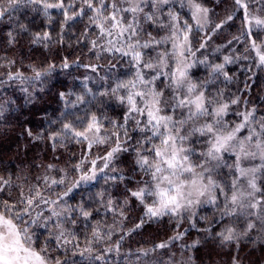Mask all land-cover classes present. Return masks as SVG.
Listing matches in <instances>:
<instances>
[{
  "label": "trees",
  "instance_id": "trees-1",
  "mask_svg": "<svg viewBox=\"0 0 264 264\" xmlns=\"http://www.w3.org/2000/svg\"><path fill=\"white\" fill-rule=\"evenodd\" d=\"M199 2L209 10V21L204 28L194 27L186 9H171L180 16L179 23L187 20L192 26L189 39L193 54L187 57L191 61L189 80L209 99L229 104L224 117L228 124L239 122L238 113L243 112H253L254 120L259 121L264 118V76L251 44L253 39L257 43L264 39V30L247 26L245 9L235 0ZM243 4L247 5V14L264 18V0H247ZM0 5L6 6V0H0ZM80 7L76 0L75 9L69 14ZM169 9L163 8L164 23H168ZM48 11L51 21L39 5L21 6L0 18V110L3 112L0 116V207L8 201L23 209L29 198L36 197L29 209L30 215L24 219L36 221L30 231L39 237V246H45L47 241L51 257L59 258L62 264H229L234 256L242 259V264H264V245L252 253L242 254L245 243L238 247L230 242L221 243L216 233L228 223L233 226L234 221L229 217L221 220V208L213 205L200 206L194 216H164L136 227L144 215V207L130 196V191L142 187L146 177L135 164L136 153L132 149L140 133L132 131L134 121L128 125L133 136L126 145L129 151L117 153L109 167L94 180L73 187L82 175L101 166L103 157L115 146V138L90 147L87 140L74 138L71 133L55 140L51 137L62 133L67 122H73L82 131L93 114L102 124V137L111 136L114 130L111 121L123 124L127 109L117 99V95H126L124 90L116 95L111 90L120 81L132 79L136 69L129 62L131 57L107 50L111 47L107 43L109 39L99 37V30L89 21L91 11L85 8L87 14L69 21L63 31L62 12ZM151 11L145 7V12ZM229 15L231 20H227ZM222 21L227 22L217 29L216 25ZM21 24L27 26V31L20 30ZM44 32L50 38L33 43L35 35L39 33L43 37ZM9 33L15 37L11 44ZM149 34L160 40L169 32L153 23H142L139 39L148 41ZM93 41H96L95 47ZM164 49L171 51L170 43L138 50L143 60L149 61ZM65 61L67 68L63 67ZM216 65L223 68L213 71ZM34 70L47 74L36 80ZM16 72L22 74L23 80L8 79L9 73ZM156 85L163 89L165 82L161 79ZM61 93L65 94L63 99ZM169 95L170 91H166L165 98ZM77 97H83L84 101L78 102ZM233 99L237 100L236 104L231 103ZM77 165L81 166L79 170ZM228 170L220 169L226 185ZM113 176L123 179L113 180L110 178ZM61 180L63 183H53ZM81 209L91 215L85 219ZM53 211L61 214L59 221H63L65 236L76 237L59 248L54 238L47 239L49 232L53 237L58 234L54 227L59 222L57 218H52L48 230L37 226L51 217ZM177 233L184 235L170 240ZM196 241H199L196 247H189ZM165 242L168 247H156Z\"/></svg>",
  "mask_w": 264,
  "mask_h": 264
},
{
  "label": "snow or ice",
  "instance_id": "snow-or-ice-1",
  "mask_svg": "<svg viewBox=\"0 0 264 264\" xmlns=\"http://www.w3.org/2000/svg\"><path fill=\"white\" fill-rule=\"evenodd\" d=\"M79 2L81 7L77 11H71V14H69L70 10L76 7V0L67 3L65 0H54V2L6 0V6L0 5V18L21 6L39 5L43 14L51 21L52 17L48 10L57 9L63 14L62 31L69 21L86 15V8L92 12L89 21L99 30V37H112L108 40L111 47L107 50H115L122 56L131 57L129 62L136 69L132 79L120 81L111 90L113 95L121 89L124 90L126 95H117V99L121 105H127L124 123L111 121L114 129L111 136L96 135L100 133L102 124L93 114L88 118L86 127L82 131L77 130L73 122H67L63 124V132L55 134L51 139L55 140L62 134L71 133L74 138L89 140L91 147L96 143H109L114 137L115 146L103 157L104 168H108L117 153L129 151L126 145L133 140V136L129 134L128 125L129 122L134 121L132 131L139 132L140 138L136 140V147L132 150L136 153V167L146 177L142 181V187L130 191V196L137 199L144 207V215L136 225L137 228L164 216L176 217L185 212L194 216L195 212L192 209L205 204L219 208L217 203L219 195L224 197V206L220 210L221 220L225 217L246 215L255 217L264 224V195L259 199L255 195L262 192L261 187L257 185V179L264 176V118L255 121L253 112H243L238 113L241 117L239 122L229 125L224 120L229 104L221 103L214 98L209 99L198 85L189 80L188 68L191 65L187 63V57L193 54L189 39V34L192 32L191 24L187 20L183 24L179 23L180 16L171 9L167 12L168 23L163 22L161 19L164 15L163 8L165 5H170L171 0H119V2L79 0ZM185 3L191 13V19L197 26L203 27L201 21L207 20L209 10L203 7L199 0H181L182 7ZM235 3L245 9V19L250 24L247 5L242 4L241 0H235ZM145 7H150L152 11L145 12ZM231 19L232 16L229 15L227 20ZM253 19L255 25L264 30V19L258 17ZM144 22L167 29L169 35L156 40L149 34V40L141 44L139 37ZM226 22L222 21L221 24L216 25V28H220ZM19 27L21 31H27L26 25L21 24ZM248 35L251 38L252 32L249 31ZM9 36L11 44L15 37L12 33H9ZM41 38L49 39V33L44 32L43 37L37 33L33 43ZM162 43H170L172 50L164 49L152 60H143L142 52L138 49L159 46ZM117 44L122 46L118 47ZM93 46H96V41H93ZM200 47H204V44ZM251 50L255 52L259 65H264V42L257 43L253 39ZM225 60L227 62L228 58L225 57ZM68 66L65 61L63 67ZM222 68L223 65H216L213 71ZM144 69L150 72L146 74ZM46 74L35 71L34 79L39 80ZM8 79L23 80V77L20 72H16L9 73ZM161 79L165 82L163 89L156 85V81ZM24 91L27 92V89ZM166 91H170L168 98H165ZM106 94L100 93V95ZM64 95L61 93L62 99ZM77 101L83 102L84 98L77 97ZM231 103L236 104L237 100L233 99ZM2 114L0 110V116ZM242 130H247V135H241ZM89 134H92L91 139ZM193 137L196 138L195 141ZM195 143L203 145V150L199 153L194 147ZM226 153L234 157L231 164L224 162ZM255 161L258 163H254ZM92 164L95 165L96 161L93 160ZM80 167L77 165V170ZM225 167L229 169V175L232 177L230 186L217 179L218 170ZM95 177V170L91 175L84 174L73 184V187ZM110 178L123 179L122 176ZM53 183H63V180ZM71 191L72 188H69L68 192ZM68 192H65V195ZM36 196H39V192ZM35 198H29L26 201L27 207L23 209H18L15 204H9L8 201H4L3 206L0 207V264H62L59 258L51 257L47 241L45 246H39V237L35 232L30 231V226L36 224V221L24 219L25 216L30 215L29 209ZM109 204H112L111 200ZM81 212L85 219L91 215L83 209ZM60 216V213L53 211L51 217L37 226L48 230L52 218L55 217L59 221ZM69 222L75 224L74 220ZM54 227L58 234L53 237L49 232L47 239L54 238L57 248L70 244L76 238L74 235L71 239L65 236L63 221L57 222ZM255 227V222L248 220L244 232L238 233L234 226L225 225L216 236L220 238L221 243L238 241ZM93 235H96L95 229ZM183 235L184 233H177L170 240L181 239ZM198 243L199 241H196L189 247L194 248ZM156 247L166 248L168 243H161ZM234 264H237L235 260Z\"/></svg>",
  "mask_w": 264,
  "mask_h": 264
},
{
  "label": "rangeland",
  "instance_id": "rangeland-1",
  "mask_svg": "<svg viewBox=\"0 0 264 264\" xmlns=\"http://www.w3.org/2000/svg\"><path fill=\"white\" fill-rule=\"evenodd\" d=\"M247 0H241V3H246ZM119 2V0H118ZM165 6H168V8L170 9H181V8H184L187 10V12L189 13V16H190V19H191V13L189 12L188 10V7L186 5V3L184 4V6L182 7L181 6V0H171V3L170 5H165ZM164 6V7H165ZM149 9H151L150 7H147ZM152 10V9H151ZM248 15V18L249 20L251 21V23L249 24L248 21H246V24L249 28H258L256 25H255V20L253 18L255 17H258V18H261V19H264L262 17H259L257 14L255 13H250V14H247ZM131 18V17H130ZM129 18V19H130ZM208 21H209V12H208V17H207V20L204 21L202 20L201 23L203 24V27H199L196 25L195 21H193L191 19V22L192 24H194V27L195 28H204L207 24H208ZM250 30V29H249ZM169 35V34H168ZM140 38V37H139ZM108 39H112V37H108ZM140 42L141 43H145L147 41H145V39H140ZM261 42H264V39L261 41ZM260 42V43H261ZM108 43V41H107ZM119 44H117L118 46ZM120 47V46H119ZM170 50L171 49V44H170ZM256 56V54H255ZM257 58V57H256ZM187 63L191 65V61L190 60H187ZM257 63H258V59H257ZM259 65V63H258ZM261 68H262V72H263V76H264V65H259ZM189 69V68H188ZM169 113L171 114V110L169 111ZM178 115V113H177ZM230 125V124H229ZM96 135H99V136H102L101 133H97ZM241 135H247V130H242L241 132ZM89 138L91 139L92 138V134H89ZM193 140L195 141L196 138L193 137ZM87 142H89V140H87ZM194 147L196 148V151L197 153H199L201 150H203V145L200 144V143H195L194 144ZM195 160V157L193 158ZM234 157H232L231 155L229 154H224V162L227 163V164H231L232 161H233ZM104 159L101 161V166L100 167H96V168H92L91 172L88 174V175H91L92 174V171L95 170L96 172V176L98 174H100L102 171H100V169H104ZM254 163H258V161H255ZM226 169L228 170V168L226 167ZM229 171V170H228ZM227 181H228V185L230 186V183H231V179L232 177L227 174ZM222 174H220V170H218V175H217V179L222 181ZM96 178V177H95ZM94 180V179H93ZM92 180H89L88 182H90ZM84 182V181H82ZM257 185L259 187H261L262 189V192L261 193H256V197L259 199L262 195H264V176H261L260 178L257 179ZM244 187L246 188L247 185H246V182L244 183ZM219 195V193H217ZM217 203L219 204V208H223L224 206V197L223 195H219V200L217 201ZM205 205H209V204H205ZM203 206V205H202ZM200 207V206H199ZM199 207H196L194 209H192L193 212H196L197 209ZM190 215V213L188 212H185L183 213L182 215ZM230 219H232L234 221V227L236 228L237 232L238 233H243L244 230L246 229V226H247V223H248V220H253L256 224V227L251 230L249 232V234L247 236H242L238 241L237 240H234L230 243H233L235 244L236 247L239 246V244H243L245 243V247L242 248V254L243 252L245 253L246 251L252 253L253 250L257 247H260L261 245H264V224H261L260 221L256 220L255 217H251V216H246V215H239V216H235V217H231ZM227 225H230L229 223ZM232 226V225H231ZM229 244V243H228ZM264 249V248H263ZM243 258V257H242ZM234 260L237 262V264H242V259L238 258V257H233L232 261L229 263V264H234ZM246 263V262H245Z\"/></svg>",
  "mask_w": 264,
  "mask_h": 264
}]
</instances>
